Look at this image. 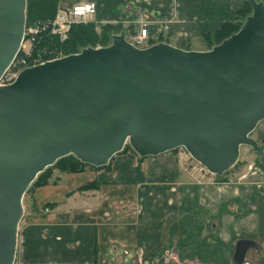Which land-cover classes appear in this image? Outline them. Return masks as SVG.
<instances>
[{"label":"water","instance_id":"95a60500","mask_svg":"<svg viewBox=\"0 0 264 264\" xmlns=\"http://www.w3.org/2000/svg\"><path fill=\"white\" fill-rule=\"evenodd\" d=\"M240 29L207 51L160 42L136 48L124 32L110 45L22 70L0 87V264H14L22 198L36 176L73 155L101 167L125 144L139 157L183 148L221 175L264 118V6L249 0ZM25 0H0V77L19 51ZM258 245L235 242L243 264Z\"/></svg>","mask_w":264,"mask_h":264},{"label":"crops","instance_id":"0c3cea01","mask_svg":"<svg viewBox=\"0 0 264 264\" xmlns=\"http://www.w3.org/2000/svg\"><path fill=\"white\" fill-rule=\"evenodd\" d=\"M95 1L93 17L99 6L126 10L145 18L148 35L183 50L187 37L232 21L242 6V0ZM253 131L263 150L248 178L255 183L232 186L230 195L219 194L222 187L207 195L206 184L187 181L182 160L169 152L142 160L117 153L108 170L54 171L33 191L18 224L14 264H234L237 240L264 245V118ZM87 183L97 188L80 190ZM251 260L257 263L253 249L244 262Z\"/></svg>","mask_w":264,"mask_h":264},{"label":"trees","instance_id":"16d2710c","mask_svg":"<svg viewBox=\"0 0 264 264\" xmlns=\"http://www.w3.org/2000/svg\"><path fill=\"white\" fill-rule=\"evenodd\" d=\"M255 1L261 2L264 6V0ZM58 2L59 0H25V27L52 22L57 10L59 9ZM251 11L252 10L249 0H242V6L240 9L234 12L232 21L222 23L212 32L200 34L198 37L205 45V51L210 50L213 46L219 44L224 39L236 33L242 26L245 18L251 14ZM97 28L99 29L98 32L96 30ZM129 29L131 30L130 32H132V26H130ZM119 32H123V28L120 23L103 25H97L94 22L77 25L73 24L69 27L66 33V38L61 41L58 36L51 35L49 31L45 30L36 37L32 44L31 53L33 56L41 54V57L44 59L43 61L50 60L51 58H61L71 54L79 53L80 50L84 48L106 47L110 45L111 37L115 34H118ZM157 42L166 41L162 39L161 36H159ZM152 44H154V42L149 43V45ZM43 50L49 53L45 54L42 52ZM127 152L137 155L128 144L125 145L119 153ZM174 152H176V150H172L169 153ZM144 158L146 157H139L140 160ZM108 168L109 163L105 166L93 167L80 162L73 155H68L57 160L54 165L45 170L43 173L38 174V176L33 181L32 186L36 189L38 187L47 185L52 177L53 171L66 174H77L83 172L86 169L108 170ZM231 168L221 175L214 176L216 179H220L221 176L226 174ZM220 182L224 183L225 180L221 179ZM92 188H97V185L95 183H87L82 186L80 190H89ZM52 207L53 205L46 204V206L43 208L50 209Z\"/></svg>","mask_w":264,"mask_h":264},{"label":"rangeland","instance_id":"374dc122","mask_svg":"<svg viewBox=\"0 0 264 264\" xmlns=\"http://www.w3.org/2000/svg\"><path fill=\"white\" fill-rule=\"evenodd\" d=\"M89 1H95V0H59L60 5L64 6L67 9H70L75 3H84V2H89ZM58 2V3H59ZM96 3H98V5H100V3L98 1H95ZM60 5L59 8H60ZM99 15L97 16H92L89 18H85V20L83 21H78L76 23H74L75 25L77 24H87V23H96L97 25H103V24H117L120 23L122 28H123V32H124V36H125V40L138 47V48H147L151 45H149L150 42H154V44L157 43V40L155 37L147 35L146 38L143 39V43H139L140 45H138L139 42V36H141V30H145L147 31V33H149V25L146 24V20L144 17H140L139 15L134 16V15H129L128 11L126 10H122L121 11V15H119L120 11H107V9L105 8V6H99ZM73 25V24H72ZM33 25H30L28 27L24 26V29H28L29 27H31ZM132 26L133 30L132 32H130L131 30L129 29V27ZM97 32L99 31V29H96ZM121 32H119L118 34L115 35H119ZM41 33H39L37 36H39ZM163 39V37H162ZM170 44H172L171 42H169ZM33 44V43H32ZM32 44H29V40H27V42H25L26 47H30L32 48ZM153 45V44H152ZM183 46H185V50L187 51H205V45L202 43V41L200 40V38L198 36L195 37H187L186 39V43L183 44ZM45 54H48L49 52H46L45 50L42 51ZM41 54H37L36 56L32 57H37L41 60H44ZM57 58H51L50 60L47 61H51ZM46 62V61H44ZM255 136V132L252 131L249 134V137L251 139H253ZM127 145V144H125ZM176 152H174V154L176 156H178V158L180 157V159L183 162V168H184V174L186 176L187 181L189 182H193V183H201L202 184H206V194H212V193H218L217 189L215 188H219L222 187L223 190L221 192H219V194H224V196L230 195V188L233 187H246V186H252V184H254L255 182H250L248 180L249 178V174H251V172H254L255 170V164L259 161L260 157H258L255 152L252 151V149L248 146H241L239 148V155L237 158V161L235 163V165L224 175L221 176V178H217L206 172V171H199L198 170V166L197 163L187 154V152L183 149V148H179V149H175ZM254 164V165H253ZM54 165V164H53ZM251 166V168L249 169V167ZM51 167V166H50ZM47 167L45 170H47ZM44 170V171H45ZM43 171V172H44ZM41 172V173H43ZM54 173V171H53ZM58 174H65V173H60V172H56ZM38 176V175H37ZM36 176V177H37ZM52 178V177H51ZM221 179H224L225 182L221 183ZM35 180V179H34ZM51 180V179H50ZM33 182L31 183V185L29 186L28 190L25 192L23 198H22V210H23V215L20 220V226L23 223L22 220H24L25 218V214L27 215V213H29V206H30V201H31V197H32V193L35 190V188H33L32 186ZM227 189V190H226ZM245 195V192H242ZM32 204V203H31ZM223 204H227V203H223ZM228 206V205H227ZM229 210L234 209L235 207H230L229 206ZM25 221V220H24ZM223 221H226V219H223ZM22 222V223H21ZM215 223V221L213 222ZM19 226V225H18ZM233 235V230L230 227L229 231H228V236H232ZM251 263L255 264L254 261H250ZM257 264V263H256Z\"/></svg>","mask_w":264,"mask_h":264},{"label":"built area","instance_id":"2783aa9c","mask_svg":"<svg viewBox=\"0 0 264 264\" xmlns=\"http://www.w3.org/2000/svg\"><path fill=\"white\" fill-rule=\"evenodd\" d=\"M95 12L96 6L93 2L74 5L70 9L59 8L52 22L31 26L26 30L24 29L23 40L21 42L19 51L0 77V87L12 84L22 70L44 63L43 60L37 57H32L31 48L26 47L25 45V42H27V40H29V44H32L39 33L47 30L51 35L58 36L62 41L66 38V33L72 24L78 21H83L86 17H92ZM147 35V31L141 30V36H139L140 40L138 42V45H140L139 43H143V39L146 38ZM197 166L200 172L206 171L199 163H197ZM250 168L251 166L249 167V169ZM243 264L248 263L244 262Z\"/></svg>","mask_w":264,"mask_h":264},{"label":"flooded vegetation","instance_id":"af4514ba","mask_svg":"<svg viewBox=\"0 0 264 264\" xmlns=\"http://www.w3.org/2000/svg\"><path fill=\"white\" fill-rule=\"evenodd\" d=\"M157 43H160V42H157ZM163 43H165V42H163ZM258 248H259L258 250L253 249L255 251L256 262H257V264H264V245H259ZM250 250H252V249H250Z\"/></svg>","mask_w":264,"mask_h":264}]
</instances>
